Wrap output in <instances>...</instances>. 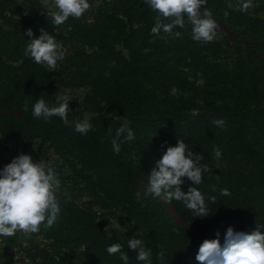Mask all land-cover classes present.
<instances>
[{"label": "trees", "instance_id": "16d2710c", "mask_svg": "<svg viewBox=\"0 0 264 264\" xmlns=\"http://www.w3.org/2000/svg\"><path fill=\"white\" fill-rule=\"evenodd\" d=\"M24 1L35 12L26 13L21 19L0 12L1 135L8 140L41 139L60 154H80L79 161L93 171V183L97 188L108 197L116 196L135 215L143 231L138 238L151 249L153 264H199L195 257L200 244L205 239L216 238L217 231L221 233L223 243V234L229 226L237 231L251 232L260 223L264 224V150L260 147L264 139L256 141L248 132L240 135H231L227 131L213 133L215 120H246L254 114L259 115L264 127V85L260 81H248L243 69V65L256 67L261 64L257 59L261 55L259 49H264V17L244 18L243 36L235 43L237 56L231 69L221 63L213 64V68L206 67L208 70L212 68L208 75L219 89L224 87L220 85L222 82L230 86L227 97H231V101L213 109H200L183 103L165 111L158 104L155 89H150L141 79L144 72L141 59L135 62L132 58L133 55L137 58L139 42L163 33H151L156 13L144 0H110L109 7L117 16L103 13L93 21L71 18L66 27L52 24L53 18L47 19L46 9L40 0ZM237 2L207 0L202 11L207 9L216 23L230 26V22L237 21L239 16L229 4ZM185 23L191 33V25L187 21ZM29 28L36 36L40 35L41 29L55 35L61 50L65 51L64 59L58 61L55 70L24 56L26 39H30L25 33ZM216 33L213 43L219 44L216 39L221 35ZM125 50L129 52L128 57ZM21 58L29 67L25 83L13 65ZM109 60L126 61L127 70L118 72L111 80L94 70ZM262 63L264 66V57ZM135 67L143 70L134 73ZM76 88H84L86 93L81 104L69 102L70 124H65L59 117L43 120L32 116L31 105L40 96L51 105L57 93L65 95V89ZM26 104L28 111L24 110ZM87 113L136 125V141L148 158L149 148L154 145L155 134L158 133L183 139L193 152L203 156L201 164H207L210 169L204 173L203 193L211 214L206 218H196L182 202L171 201L173 207L177 206L176 211L181 218L191 217L192 238L197 243L194 254L179 257L174 253L176 259L168 261L173 256L169 255L173 249L169 245L171 235L164 225L163 206L153 196L142 195L137 182L140 178L137 167L113 151L111 140L108 145L97 131L91 129L82 134L75 130V123ZM217 147L222 152L218 158L221 163L214 159V148ZM7 163L9 161L0 150V168ZM144 163L149 164L150 159ZM190 184L191 181L185 178L183 189L187 191ZM224 188L230 195H220ZM57 199L61 212L54 225L46 228L42 224L38 232L42 234L41 239L30 241L25 246L18 245L16 250L6 253L0 264H123L119 254L110 256L106 251L108 245L117 242L123 245L122 251L128 253L129 264H142L127 246L132 236L108 231L92 207L58 196ZM65 248L78 252L79 257L70 259Z\"/></svg>", "mask_w": 264, "mask_h": 264}, {"label": "rangeland", "instance_id": "374dc122", "mask_svg": "<svg viewBox=\"0 0 264 264\" xmlns=\"http://www.w3.org/2000/svg\"><path fill=\"white\" fill-rule=\"evenodd\" d=\"M40 1L43 2L46 13L55 10L53 0ZM89 2L91 5L89 10L80 18L93 21L103 13L117 16L109 7L110 0H89ZM237 3L229 4L231 9L239 16L237 21H231L230 26L216 23V31L221 35V37L216 39L219 44H214L215 42L213 43V41L201 43L193 40L192 34L187 31L188 26L186 25L182 29L179 27L174 28L172 34L162 33V36L149 38L137 44V58L134 55L132 58H134L135 62H139V59H141L140 62L144 69L141 79L148 84L150 89H155L161 109L169 111L183 103L195 105L200 109H213L231 101V97H227L230 86L226 82H222L220 85L224 87L219 89L218 84L213 81L211 75H208L211 73L209 70L213 68V64L218 65V63L231 69L237 56V48L234 47L235 43L243 36L241 32L244 27V18L249 16L264 17V0H251V7L247 12L238 10ZM0 12L21 19L26 13L35 11L24 0H0ZM118 18L125 21L121 16H118ZM70 20L71 18L63 23L64 27ZM175 32H179L180 35L176 36ZM258 52L261 55L258 57L257 62L261 64L256 67L243 65V69L246 71L244 75L247 76L248 81H260L264 85V66L262 65L264 49L260 48ZM125 54L126 57L129 56L127 50H125ZM125 63L126 61L123 60L120 62L109 60L103 65L97 66L94 70L111 80L115 78L118 72L127 70ZM13 65L24 77L25 83L29 73L27 62L21 58L16 60ZM207 66L212 68L208 70L206 69ZM143 69L135 67L133 72L141 73ZM64 93L69 96L70 102L81 104L85 97L86 89H65ZM87 115L90 117L92 125L90 130L97 131L101 140L108 142V145L110 144L109 141H112L113 137H115L116 130L121 124L127 123L120 119L111 120L104 118L94 113H87ZM222 120L224 121L223 125L218 126L215 124L213 128L215 135L216 132H220L217 134H222V131H227L226 133L231 135H240L248 132L256 141L264 139L262 137L264 127L258 114H254L246 120ZM128 124L135 131V139L122 141L121 151L118 154L131 160L132 166L137 167V171L140 174L137 182L140 185L139 188L143 193L142 195L149 194L146 191L148 175L167 147L175 146L179 139L169 135L163 136L162 133L155 134L156 141L149 148L150 156L148 158L142 146L136 141V125ZM34 145L37 147H34ZM260 147L264 150V144ZM0 150L9 162L20 153H31L37 162L40 159L47 160L51 157L61 180V189L56 193L58 197L78 205L92 207L103 219L107 230L114 234L137 235V237L143 234L138 220L128 210L126 205L117 200V197L113 194V198L106 196L93 183L94 173L89 167L79 161L80 154H60L49 147L47 143H43L41 139L20 138L8 140L1 134ZM147 159H150L149 164L144 163ZM214 159L216 162L221 163L220 159L216 157ZM181 187L183 189V186ZM198 187L203 193L205 184L201 183ZM149 196L151 197L152 195L149 194ZM155 200L164 208V225L167 232L171 235L169 245L172 247L173 253L169 255L173 256H170L168 261L176 259L177 256L174 253L179 257H184L185 254H194L197 250V243L192 238V232L194 233V231L192 224L189 223V218L191 220V217L184 218L183 216L181 218L176 211L177 206L173 207V203L165 201L163 197H157ZM193 217H195L194 214ZM41 238L42 234L40 233L28 234L20 231L11 237H0V263L5 259L6 253L16 250L18 245L25 246L28 242ZM65 251H67L70 259L75 260L79 257L78 252L75 253V251L73 252V250L66 248Z\"/></svg>", "mask_w": 264, "mask_h": 264}, {"label": "clouds", "instance_id": "9594fccd", "mask_svg": "<svg viewBox=\"0 0 264 264\" xmlns=\"http://www.w3.org/2000/svg\"><path fill=\"white\" fill-rule=\"evenodd\" d=\"M54 11L46 14L53 17L52 24L62 25L69 18H80L90 8L89 0H53ZM207 0H144L148 8L156 13V22L151 28L153 35L173 33L176 27L183 28L187 21L191 25L192 39L198 42H211L216 38V21L211 13L204 9ZM251 0H239L238 10L247 12ZM168 21V22H165ZM179 36V32L174 33ZM25 35L30 37L24 49V56L34 63L55 70L58 61L64 59L65 53L56 41L55 35L41 29L36 36L33 29H27ZM67 95L55 96V102L49 104L42 96L31 105V114L35 118L50 120L59 117L65 124H70L69 102ZM24 110L28 111L26 104ZM218 126L223 125L222 119L215 120ZM92 127L90 117L85 114L81 121L75 123V130L86 134ZM135 139V131L128 123H123L116 130L112 139L115 153L121 151L122 141ZM34 147H37L34 145ZM216 158L222 152L214 148ZM203 156L196 154L179 139L175 146H168L162 157L156 161L148 175L147 193L153 198L163 197L165 201H180L191 210L195 217L206 218L211 212L207 208L205 195L199 189L203 183L204 173L210 171L207 164H201ZM185 178L192 184L187 191L182 189ZM61 189V180L50 159L34 160L31 153H20L11 162L0 168V237H11L18 231L28 234L38 233L41 225L51 228L57 221L61 206L56 193ZM220 195H230L224 188ZM215 200V197H211ZM107 229V228H106ZM264 224L248 231H237L229 226L223 234L217 231L216 238L205 239L196 253L199 264H264ZM130 250L136 253V260L142 264H153L152 251L144 245L137 235L127 241ZM119 242L107 246V253L112 256L119 254L123 264H129V255L122 251ZM163 255V254H161Z\"/></svg>", "mask_w": 264, "mask_h": 264}, {"label": "water", "instance_id": "95a60500", "mask_svg": "<svg viewBox=\"0 0 264 264\" xmlns=\"http://www.w3.org/2000/svg\"><path fill=\"white\" fill-rule=\"evenodd\" d=\"M51 18H53V17H51L50 15L47 16V19H51Z\"/></svg>", "mask_w": 264, "mask_h": 264}]
</instances>
